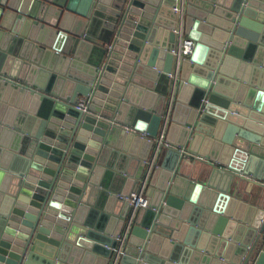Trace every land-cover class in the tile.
Segmentation results:
<instances>
[{
  "label": "water",
  "instance_id": "water-1",
  "mask_svg": "<svg viewBox=\"0 0 264 264\" xmlns=\"http://www.w3.org/2000/svg\"><path fill=\"white\" fill-rule=\"evenodd\" d=\"M236 178L264 183V0H0V264H264Z\"/></svg>",
  "mask_w": 264,
  "mask_h": 264
},
{
  "label": "crops",
  "instance_id": "crops-1",
  "mask_svg": "<svg viewBox=\"0 0 264 264\" xmlns=\"http://www.w3.org/2000/svg\"><path fill=\"white\" fill-rule=\"evenodd\" d=\"M196 163L203 168L205 167L204 169H209L210 167L207 163H201L199 161ZM234 184H236L235 193L239 198L253 204H258L260 201H262V204L264 203V183L254 182L250 178H236Z\"/></svg>",
  "mask_w": 264,
  "mask_h": 264
},
{
  "label": "built area",
  "instance_id": "built-area-1",
  "mask_svg": "<svg viewBox=\"0 0 264 264\" xmlns=\"http://www.w3.org/2000/svg\"><path fill=\"white\" fill-rule=\"evenodd\" d=\"M194 46L195 43L193 40L191 39H184L183 42L181 43V47L178 53L179 57H189L194 50ZM111 47V46H108ZM176 53V54H177ZM90 103V98H81L76 106V109L79 111H82L83 113H85L88 109V105ZM164 137L162 136L161 139H163ZM136 198H138V202L137 204H135V200ZM131 204L133 206V214L136 212V210L140 209V208H144L147 206V199L145 197L144 194V190L141 189L138 193H134L132 194V198H131ZM126 238V235L124 237H121L120 240L124 243Z\"/></svg>",
  "mask_w": 264,
  "mask_h": 264
}]
</instances>
